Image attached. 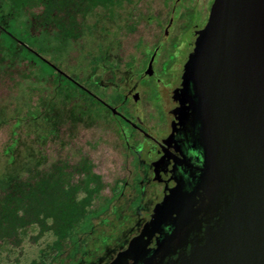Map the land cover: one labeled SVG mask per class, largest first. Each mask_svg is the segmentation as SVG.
I'll return each instance as SVG.
<instances>
[{
	"label": "water",
	"instance_id": "water-1",
	"mask_svg": "<svg viewBox=\"0 0 264 264\" xmlns=\"http://www.w3.org/2000/svg\"><path fill=\"white\" fill-rule=\"evenodd\" d=\"M175 85L179 123L199 152L198 180L190 192L177 186L158 200L152 234L168 225L162 245L181 238L199 214L194 189L211 182L208 207L222 212L169 264H264V0H214ZM145 236L131 238L112 264L142 263Z\"/></svg>",
	"mask_w": 264,
	"mask_h": 264
},
{
	"label": "flooded vegetation",
	"instance_id": "flooded-vegetation-1",
	"mask_svg": "<svg viewBox=\"0 0 264 264\" xmlns=\"http://www.w3.org/2000/svg\"><path fill=\"white\" fill-rule=\"evenodd\" d=\"M213 1L162 0L159 8L149 7L146 25L155 26L158 34L153 37L150 30L149 42L135 43L133 51L123 60L113 61L111 43L100 45L87 58L83 82H74L104 109L129 159L128 176L106 200L108 209L97 215L112 218L99 219L97 226L92 221L91 230L79 234L75 264H112L117 254L128 248L131 238L142 233L146 235L144 241L148 236L149 240L144 248L143 240L139 244L144 257L138 264L148 260L150 264H169L178 254L187 253L192 247L189 241L197 234L204 235L205 229L217 219L216 213L222 212L221 207L218 211L208 207V189L213 187L208 182V188L199 185L194 189L192 209L199 214L183 229L181 238L166 247L160 241L170 235L169 226L159 227L153 234L151 231L158 200L177 186L190 192L197 185L195 166L199 152L189 131L179 123L183 111L175 83L198 32L207 23ZM103 73L111 74L109 86L102 84ZM108 227L109 233L105 230ZM191 228L199 231L189 232L184 239ZM84 235L93 239L83 241ZM164 252L168 255L160 260ZM123 262L116 263L133 264L132 260Z\"/></svg>",
	"mask_w": 264,
	"mask_h": 264
},
{
	"label": "rangeland",
	"instance_id": "rangeland-1",
	"mask_svg": "<svg viewBox=\"0 0 264 264\" xmlns=\"http://www.w3.org/2000/svg\"><path fill=\"white\" fill-rule=\"evenodd\" d=\"M161 1L122 2L112 12L96 9L86 21L91 30H85L80 40L61 41L54 31L44 33L38 29L36 44H42L44 57L62 70L85 76L87 58L97 52L98 42L111 43L115 61L131 53L135 43L149 42V32L153 31L155 37L158 30L146 25V18L149 7L157 9ZM40 11V7L31 8L26 15ZM111 80L110 73L102 74L103 85L109 86ZM120 141L114 123L105 113L94 115L80 93L73 94L64 86L56 89L53 78L38 66L18 58L11 69L0 73V193L13 180L41 174L53 163L66 160L74 165L86 160L101 182L88 207V211L96 212L128 176L129 159ZM71 183L82 188L94 186L85 175H72ZM107 209L108 205L103 212ZM97 215L79 226L80 234L91 230L92 221L97 226L99 219L106 216ZM109 229L105 228L106 232ZM35 235L36 230H28L18 245L0 242V264H40L44 254V261L51 264H75V255L70 253L75 244L70 249L69 241H62L61 256L55 261L50 248L56 238L46 234L34 239ZM81 238L90 242L93 236Z\"/></svg>",
	"mask_w": 264,
	"mask_h": 264
},
{
	"label": "trees",
	"instance_id": "trees-1",
	"mask_svg": "<svg viewBox=\"0 0 264 264\" xmlns=\"http://www.w3.org/2000/svg\"><path fill=\"white\" fill-rule=\"evenodd\" d=\"M135 0H0V73H5L18 58L38 66L40 71L51 76L56 89L64 86L71 93H80L89 103L94 115L100 116L104 109L86 95L74 82L81 84L86 76L67 73L58 64L47 60L42 44L37 46L35 32L54 31L61 41H78L85 30L90 14L96 9L114 11L122 2L132 4ZM140 0H136L138 2ZM134 4V3H133ZM40 7L37 14L31 8ZM103 43L98 42L99 46ZM110 45V44H107ZM92 55V54H91ZM90 55V56H91ZM69 75L67 78L64 74ZM73 170L72 172L68 170ZM85 175L94 183L93 187L71 183L72 175ZM101 188L99 177L92 173L86 160L69 164L66 160L53 163L41 174L27 179H15L0 193V242L18 245L28 230H36L34 239L51 234L56 242L50 248L52 259L61 256L60 245L68 240L78 250L79 226L91 220L93 214H100L105 206L96 212L88 211L92 197ZM83 194H82V192ZM45 255V254H44ZM40 258V264H51Z\"/></svg>",
	"mask_w": 264,
	"mask_h": 264
}]
</instances>
